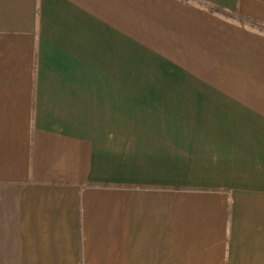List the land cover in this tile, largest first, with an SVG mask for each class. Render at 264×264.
Returning <instances> with one entry per match:
<instances>
[{
  "label": "crops",
  "instance_id": "1",
  "mask_svg": "<svg viewBox=\"0 0 264 264\" xmlns=\"http://www.w3.org/2000/svg\"><path fill=\"white\" fill-rule=\"evenodd\" d=\"M0 264H264V0H0Z\"/></svg>",
  "mask_w": 264,
  "mask_h": 264
}]
</instances>
